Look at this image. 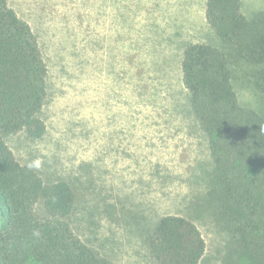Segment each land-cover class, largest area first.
Masks as SVG:
<instances>
[{
  "label": "rangeland",
  "instance_id": "obj_1",
  "mask_svg": "<svg viewBox=\"0 0 264 264\" xmlns=\"http://www.w3.org/2000/svg\"><path fill=\"white\" fill-rule=\"evenodd\" d=\"M9 2L37 32L50 67L46 133L7 136L16 157L48 177L88 179L89 194L79 197L95 198L99 208L122 203L146 216L143 224L189 217L207 245L199 264H219L223 237L204 202L212 162L180 68L186 45H221L205 20L206 0ZM243 10L264 11V0H243ZM245 70L235 73L240 103L262 111L264 95L243 82ZM96 215V243L117 264H155L139 237L104 211Z\"/></svg>",
  "mask_w": 264,
  "mask_h": 264
},
{
  "label": "trees",
  "instance_id": "obj_2",
  "mask_svg": "<svg viewBox=\"0 0 264 264\" xmlns=\"http://www.w3.org/2000/svg\"><path fill=\"white\" fill-rule=\"evenodd\" d=\"M205 20L221 45L190 43L180 63L212 162L204 202L223 237L219 264H264V110L240 103L235 79L245 65L243 82L264 95V11L245 13L243 0H206ZM44 52L31 23L0 0V264H117L96 243L93 217L103 211L140 238L155 264H199L207 245L189 217L165 214L143 224L146 216L122 203L99 208L95 198L79 197L91 189L88 179L48 177L16 157L7 136L37 140L46 133ZM79 229L91 236L82 238Z\"/></svg>",
  "mask_w": 264,
  "mask_h": 264
},
{
  "label": "clouds",
  "instance_id": "obj_3",
  "mask_svg": "<svg viewBox=\"0 0 264 264\" xmlns=\"http://www.w3.org/2000/svg\"><path fill=\"white\" fill-rule=\"evenodd\" d=\"M260 131L261 132H264V125H261L260 126ZM33 236H35V237H39L40 236V232H39V230L38 229H36V230H33Z\"/></svg>",
  "mask_w": 264,
  "mask_h": 264
}]
</instances>
